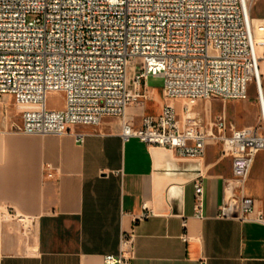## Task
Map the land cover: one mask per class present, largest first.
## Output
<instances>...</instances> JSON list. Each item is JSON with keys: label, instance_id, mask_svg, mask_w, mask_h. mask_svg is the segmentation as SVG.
Wrapping results in <instances>:
<instances>
[{"label": "built area", "instance_id": "built-area-1", "mask_svg": "<svg viewBox=\"0 0 264 264\" xmlns=\"http://www.w3.org/2000/svg\"><path fill=\"white\" fill-rule=\"evenodd\" d=\"M251 1L0 0V96L23 107L17 129L25 135L61 136L115 117L123 141L136 138L178 157L201 158L218 143L231 164L218 217L264 226V211L244 187L264 151V17L251 18ZM169 41H177V51H169ZM149 78L162 79L165 103L135 126L127 108L142 104ZM251 85L253 126L228 128L223 114L206 123L192 109L199 100H247ZM50 93L62 94L61 109L47 108ZM171 100H180L179 112ZM71 135L83 143V133ZM193 189L194 216L202 218L201 180ZM142 207L134 221L150 215ZM134 238L133 230L121 234L117 254L102 256L101 264H129Z\"/></svg>", "mask_w": 264, "mask_h": 264}, {"label": "crops", "instance_id": "crops-1", "mask_svg": "<svg viewBox=\"0 0 264 264\" xmlns=\"http://www.w3.org/2000/svg\"><path fill=\"white\" fill-rule=\"evenodd\" d=\"M145 95L127 108L135 126L165 103L161 87L146 84ZM20 123L0 124V264H101L130 230L129 264H264V226L218 217L223 180L231 176L219 146L209 143L201 158L178 157L136 138L123 141L115 117L61 136L25 135ZM71 132L83 133V143ZM196 179L202 218L193 211ZM244 187L264 211V151ZM142 206L150 215L134 221Z\"/></svg>", "mask_w": 264, "mask_h": 264}, {"label": "rangeland", "instance_id": "rangeland-1", "mask_svg": "<svg viewBox=\"0 0 264 264\" xmlns=\"http://www.w3.org/2000/svg\"><path fill=\"white\" fill-rule=\"evenodd\" d=\"M249 14L251 18L264 17V0H252L249 4ZM260 70L263 73L264 79L263 63L260 64ZM162 83L161 78H149L147 80V85L150 88H159L162 86ZM262 88L264 91V81ZM172 102L173 107L179 112L181 102L179 100H172ZM62 104V94L50 93L47 95L46 106L48 109H61ZM22 109L23 107L15 104L10 97L0 96V124L5 127H15L21 120L20 114ZM192 109L195 112H199L206 123L212 121L215 115L223 114L228 128L253 126L258 121L255 92L252 85L249 87L247 100L223 101L219 98L199 100L193 105ZM217 146H219L218 143H210L207 149H215ZM259 154L261 155V153Z\"/></svg>", "mask_w": 264, "mask_h": 264}, {"label": "bare ground", "instance_id": "bare-ground-1", "mask_svg": "<svg viewBox=\"0 0 264 264\" xmlns=\"http://www.w3.org/2000/svg\"><path fill=\"white\" fill-rule=\"evenodd\" d=\"M169 51H177V41H169ZM263 81L264 79H262L261 81V87L263 86ZM262 94L264 97V91L262 90ZM247 177H245L244 182L246 180Z\"/></svg>", "mask_w": 264, "mask_h": 264}]
</instances>
